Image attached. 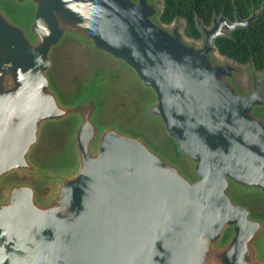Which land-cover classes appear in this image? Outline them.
I'll list each match as a JSON object with an SVG mask.
<instances>
[{"label": "water", "instance_id": "water-1", "mask_svg": "<svg viewBox=\"0 0 264 264\" xmlns=\"http://www.w3.org/2000/svg\"><path fill=\"white\" fill-rule=\"evenodd\" d=\"M160 1L0 0V264H264V213L247 202L264 200V68L248 62L243 89L237 61L215 56L264 0L196 17L199 44ZM67 38L115 63L65 89L53 65ZM139 90L168 151L116 115L131 119ZM52 126L68 149L46 156Z\"/></svg>", "mask_w": 264, "mask_h": 264}, {"label": "rangeland", "instance_id": "rangeland-1", "mask_svg": "<svg viewBox=\"0 0 264 264\" xmlns=\"http://www.w3.org/2000/svg\"><path fill=\"white\" fill-rule=\"evenodd\" d=\"M161 4V1L158 0ZM178 21L184 30L183 23L184 20L180 17L176 18L170 23H164L166 26L170 27L174 24V22ZM183 36L187 41L200 43L202 41V37L194 38L188 36L183 31ZM217 53V52H216ZM215 56L223 60L226 57L224 55H216ZM114 64L112 58L105 56L100 53L91 52L89 47L86 44L78 42L75 39L67 38V40L56 49L55 51V60L53 65V74L55 78L61 83V85L65 89H70L73 86V83L78 79L82 80V78H86L91 73L92 69L96 66H101L102 69H106V65L102 64ZM237 65L240 67L241 71L236 74L235 79L240 83L243 89H248L250 87V77H249V63H240L237 62ZM90 71V72H89ZM118 80L119 81H130V75L126 72L119 71ZM116 89L113 87L111 92L109 93V97H107V102L104 101L102 104L103 109H107L109 111L114 110L112 107L113 101H115L116 96ZM263 94H264V87H263ZM136 96L138 98L135 99L137 102L135 108L139 109L136 113L131 114V119L129 118V114L121 113L116 111V115L121 119L122 122L125 124H130L137 126L138 128L145 131L146 134L152 136L154 143L163 151H168V143L170 141L165 137L164 131L161 129L158 124L152 123L149 120H146L144 116L140 115L141 106L143 101L147 98L148 94L143 91L139 90ZM139 105V108H138ZM113 111L110 112L108 115L113 116ZM103 117H106L104 113H101ZM125 117V118H124ZM119 120L117 117H112ZM133 120L135 121H132ZM66 132L64 128L60 126H52L47 131L45 139L42 143V148L46 154V156L56 155L68 149L66 145ZM170 152V151H169ZM185 161V159H183ZM182 161V162H184ZM186 163V161H185ZM45 188V187H44ZM42 189L43 193L48 192L49 188ZM248 204L256 213H264V200L257 199L253 197V199H249Z\"/></svg>", "mask_w": 264, "mask_h": 264}, {"label": "trees", "instance_id": "trees-1", "mask_svg": "<svg viewBox=\"0 0 264 264\" xmlns=\"http://www.w3.org/2000/svg\"><path fill=\"white\" fill-rule=\"evenodd\" d=\"M263 0H162L160 19L170 23L175 18L184 20L186 35L199 38L201 32L196 25V17L206 25L214 14L223 13L230 20L235 13L245 18L252 10V4L260 8ZM217 50L240 63H252L256 70L264 68V9L247 27H239L228 36L215 39Z\"/></svg>", "mask_w": 264, "mask_h": 264}]
</instances>
